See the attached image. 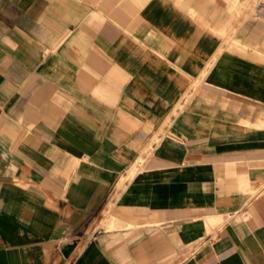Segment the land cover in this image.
Instances as JSON below:
<instances>
[{
	"label": "crops",
	"instance_id": "obj_1",
	"mask_svg": "<svg viewBox=\"0 0 264 264\" xmlns=\"http://www.w3.org/2000/svg\"><path fill=\"white\" fill-rule=\"evenodd\" d=\"M207 14L0 0V264H264V24L191 97Z\"/></svg>",
	"mask_w": 264,
	"mask_h": 264
},
{
	"label": "rangeland",
	"instance_id": "obj_2",
	"mask_svg": "<svg viewBox=\"0 0 264 264\" xmlns=\"http://www.w3.org/2000/svg\"><path fill=\"white\" fill-rule=\"evenodd\" d=\"M194 3L195 10L208 13L210 17L209 31L213 35L217 36L221 43L216 47L213 54L209 57V60L205 63L204 68L199 72V75L192 79L188 85V89L191 90L190 94L193 97L202 83L205 73L213 64V60L216 59L224 49H233L236 45L240 44L238 41V35H240L241 28L249 26L251 24H264V0H190ZM205 7V8H203ZM207 14V15H208ZM206 16V15H205ZM237 40L238 43H234ZM186 102L188 101V95L185 94L182 97ZM180 100V99H179ZM185 105L180 106V111ZM149 146V145H148ZM148 152H150L149 147ZM144 155V154H143ZM145 156V155H144ZM141 157L137 158L136 162L131 166L128 179H132L135 174L141 169L142 165ZM114 211L113 207L108 204L104 209L98 213L97 220H100L98 226H103L106 222L107 229H113L109 220V215ZM105 227V226H103ZM117 228V227H114Z\"/></svg>",
	"mask_w": 264,
	"mask_h": 264
}]
</instances>
